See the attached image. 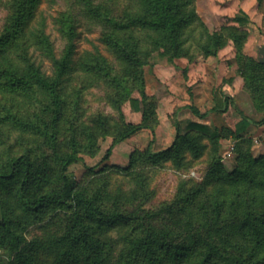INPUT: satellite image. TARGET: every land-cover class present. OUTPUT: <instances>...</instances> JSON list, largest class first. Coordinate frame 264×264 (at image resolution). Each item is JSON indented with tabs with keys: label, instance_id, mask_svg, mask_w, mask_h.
I'll list each match as a JSON object with an SVG mask.
<instances>
[{
	"label": "rangeland",
	"instance_id": "374dc122",
	"mask_svg": "<svg viewBox=\"0 0 264 264\" xmlns=\"http://www.w3.org/2000/svg\"><path fill=\"white\" fill-rule=\"evenodd\" d=\"M16 2L0 0V35L15 16ZM182 2L180 14L186 24L181 32L185 41L181 55L165 53L149 44L144 32H138L144 63L134 67L104 42L111 29L96 12L99 9V14H103L108 9L114 16L124 17V13L138 11L139 5L131 0H42L40 13L47 18L48 33L58 55L65 48V40L57 31L54 18L66 12L77 20L80 38L75 62L60 86L58 116L52 112L56 107L45 86L34 81L27 88L1 87L0 83V167L11 157L30 152L36 161L48 162L52 174L46 189H57V154L71 152L76 145L81 160L69 172L79 190L92 198L101 188L98 198L107 195L97 204L109 213L141 218L145 212L167 210L148 218V222L157 228H169L180 220L179 210H197L212 195L217 185L210 174L214 163L220 164L226 175L236 171L242 162L241 153L256 161L264 157V97L257 101L254 82L248 78L254 73L250 62L258 61L259 48L264 46V0ZM239 18L244 22H239ZM216 34L224 36L221 46L215 41ZM208 40L211 47L207 50L204 42ZM24 42L32 45L26 37L2 49L3 69L11 66L25 71L21 46ZM96 48L108 59L112 74L121 80V85L87 67L86 54ZM39 61L47 75H52L51 62L40 57ZM227 98L226 107L223 101ZM147 104L155 111V131L144 129L115 144L127 124L143 122ZM217 105H222L221 110H213ZM190 106L208 116H197ZM191 122L206 125L207 134L222 135L216 142L203 136L205 149L198 158L190 152L162 160L148 157V150L160 153L170 148L178 132L190 131ZM196 191V199L185 202L184 197ZM14 200L12 194L6 195L5 206L10 210L18 207V230L25 238L27 250L34 255L38 246L48 245L51 235L65 234L74 217V209L51 207L27 217ZM1 211L0 206V218ZM138 227L139 220H134L122 231H108V238L115 241L111 263L127 246L121 235L131 236ZM107 234H103V240H108ZM49 254L38 252L39 260L56 264V256ZM14 259L15 254L0 243V264H12Z\"/></svg>",
	"mask_w": 264,
	"mask_h": 264
},
{
	"label": "trees",
	"instance_id": "16d2710c",
	"mask_svg": "<svg viewBox=\"0 0 264 264\" xmlns=\"http://www.w3.org/2000/svg\"><path fill=\"white\" fill-rule=\"evenodd\" d=\"M131 1L140 7L138 11L124 13V17L114 16L108 9L103 14L97 10L104 25L111 29L106 32L104 42L134 67L144 63L141 58L144 48L138 32L146 34L149 44L179 57L185 43L181 38L182 28L186 24V19L180 14L182 0ZM41 2L17 0L15 16L0 35V56L4 52L3 48L26 37L32 45L27 46L25 42L21 45L22 60L26 66L24 72L11 66L3 69L4 62L0 59V83L1 87L27 88L34 81L45 86L56 107L52 112L58 116L61 106L60 86L74 65L80 32L77 20L70 13L64 12L54 18L56 29L65 40V48L58 55L48 33L47 18L40 13ZM238 20L244 22L242 18ZM223 37L216 34L217 45L221 46ZM204 47L207 50L211 47L209 40L204 42ZM86 55L88 68L112 77L118 85L122 84L121 80L113 76L112 66L98 48ZM39 57L51 62L52 75L44 71ZM250 63L254 73L248 78L254 82L253 93L259 101L264 97V64L259 61ZM144 98L146 100L145 95ZM223 103L227 107L228 98ZM221 107L217 105L213 110H221ZM190 109L201 118L208 116L207 113L201 114L194 106H190ZM154 115L155 111L147 104L143 122L139 125L127 124L115 144L144 129L154 132ZM188 129L190 131L185 134L178 132L175 142L167 150L160 153L148 150V157L162 160L181 157L185 152H190L198 158L205 149L203 136H209L216 142L222 135L220 132L207 134L208 127L196 122H191ZM57 155L60 183L57 189H46L52 174L48 162L36 161L30 152L11 157L0 167V243L11 254H15L12 264H43L38 256V252L43 250L56 256V264H264V157L256 161L241 153L242 162L236 171L226 175L222 166L214 163L210 174L217 185L212 195L199 204L197 210H179L181 218L175 221L176 226L157 228L148 222V218L162 215L167 210L155 214L145 212L141 218H135V214L102 210L97 201L107 194L98 198L102 193L99 188L92 198H88L84 190L78 189L76 179L69 172V168L81 160L76 145L73 151ZM8 194L14 196V201L24 209L21 211H25L27 217L42 213L48 207L74 209L71 225L65 234L58 237L51 235L48 245L44 248L38 246L39 251L34 255L27 250L25 238L19 233L18 207L13 206L10 210L5 206V196ZM191 194L184 197L185 202L194 201L198 191ZM134 220H139L141 227L131 236L121 235L127 246L121 251L118 260L111 263L115 241L108 238V231L114 228L122 231V227ZM104 233L108 240L102 239Z\"/></svg>",
	"mask_w": 264,
	"mask_h": 264
},
{
	"label": "water",
	"instance_id": "95a60500",
	"mask_svg": "<svg viewBox=\"0 0 264 264\" xmlns=\"http://www.w3.org/2000/svg\"><path fill=\"white\" fill-rule=\"evenodd\" d=\"M258 61L262 64H264V46H261L259 48V52H258Z\"/></svg>",
	"mask_w": 264,
	"mask_h": 264
}]
</instances>
